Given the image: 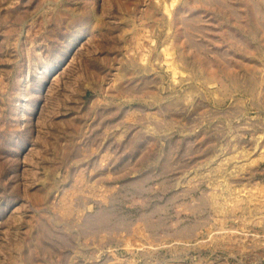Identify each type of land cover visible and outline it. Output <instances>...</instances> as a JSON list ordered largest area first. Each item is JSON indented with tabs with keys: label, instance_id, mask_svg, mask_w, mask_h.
<instances>
[{
	"label": "rangeland",
	"instance_id": "rangeland-1",
	"mask_svg": "<svg viewBox=\"0 0 264 264\" xmlns=\"http://www.w3.org/2000/svg\"><path fill=\"white\" fill-rule=\"evenodd\" d=\"M0 264H264V0H0Z\"/></svg>",
	"mask_w": 264,
	"mask_h": 264
}]
</instances>
